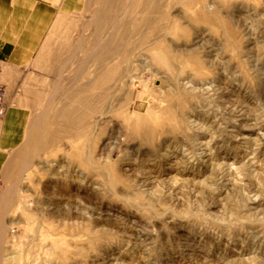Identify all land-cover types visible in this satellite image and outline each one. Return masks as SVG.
<instances>
[{
  "label": "rangeland",
  "instance_id": "1",
  "mask_svg": "<svg viewBox=\"0 0 264 264\" xmlns=\"http://www.w3.org/2000/svg\"><path fill=\"white\" fill-rule=\"evenodd\" d=\"M0 148V264H264V0H82Z\"/></svg>",
  "mask_w": 264,
  "mask_h": 264
},
{
  "label": "crops",
  "instance_id": "2",
  "mask_svg": "<svg viewBox=\"0 0 264 264\" xmlns=\"http://www.w3.org/2000/svg\"><path fill=\"white\" fill-rule=\"evenodd\" d=\"M81 8L82 0H0V79L28 77L54 26ZM23 124L20 108L4 110L0 148L18 141Z\"/></svg>",
  "mask_w": 264,
  "mask_h": 264
},
{
  "label": "built area",
  "instance_id": "3",
  "mask_svg": "<svg viewBox=\"0 0 264 264\" xmlns=\"http://www.w3.org/2000/svg\"><path fill=\"white\" fill-rule=\"evenodd\" d=\"M5 99V91H4V87L2 84H0V111H1V106L4 102Z\"/></svg>",
  "mask_w": 264,
  "mask_h": 264
}]
</instances>
